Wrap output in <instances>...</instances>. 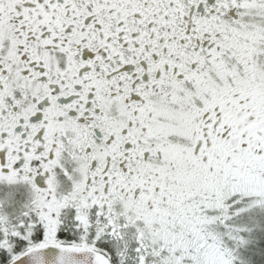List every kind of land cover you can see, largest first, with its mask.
<instances>
[{
  "label": "snow or ice",
  "instance_id": "snow-or-ice-1",
  "mask_svg": "<svg viewBox=\"0 0 264 264\" xmlns=\"http://www.w3.org/2000/svg\"><path fill=\"white\" fill-rule=\"evenodd\" d=\"M0 264H264V0H0Z\"/></svg>",
  "mask_w": 264,
  "mask_h": 264
}]
</instances>
